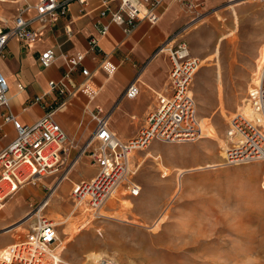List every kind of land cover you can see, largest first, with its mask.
<instances>
[{
    "label": "rangeland",
    "instance_id": "374dc122",
    "mask_svg": "<svg viewBox=\"0 0 264 264\" xmlns=\"http://www.w3.org/2000/svg\"><path fill=\"white\" fill-rule=\"evenodd\" d=\"M17 5L1 6L3 20L10 21ZM186 13L181 39L201 60L190 84L201 139L152 141L131 152L138 196L119 188L97 219L68 214L71 182L95 170L87 153L80 155L55 190L58 196L42 210L59 222V264H85L89 252L113 264H264V160L228 165L219 147L233 113L246 112L247 89L264 50V2L239 0L217 11ZM69 145L66 163L80 146ZM57 176L23 185L25 201L0 232L21 220L18 212L38 203ZM67 229L70 238L62 235ZM23 233L0 234V241L10 243Z\"/></svg>",
    "mask_w": 264,
    "mask_h": 264
},
{
    "label": "built area",
    "instance_id": "2783aa9c",
    "mask_svg": "<svg viewBox=\"0 0 264 264\" xmlns=\"http://www.w3.org/2000/svg\"><path fill=\"white\" fill-rule=\"evenodd\" d=\"M71 1L80 6V16L89 13L88 0H37L31 4L24 3L9 22L0 20V55L10 39L14 38L22 43L39 39L46 25L53 24L59 17L67 14ZM168 1L176 2L194 15H199L195 13L196 4L193 0ZM165 6V0H97L92 26L99 36L106 34L110 24L116 25L127 35L139 21L155 24ZM29 9H32V14L25 16ZM184 29L182 27L170 37L177 39L164 41L156 47L155 52L163 54L167 60L166 89L154 92L153 109L146 113L135 134L125 141L119 140L110 130L108 112L102 111L99 106H87L98 88L90 82V71L80 66L84 57L82 53L60 54L66 70L58 79L47 81L49 91L55 92L59 99L49 106L41 97L34 96L32 102H40L48 108L30 123H22L7 109L8 85L0 72V107L5 108L0 115L2 123H10L13 129V137L0 148V202L15 194L25 184L58 175L49 187V193L67 179L78 157L87 153L95 170L89 178L71 182L69 197L72 205L68 214H79L84 220L97 219L103 216L102 207L119 188L130 197H136L140 192L139 186L131 180L134 171L129 165L130 152L141 150L152 141L193 142L199 139L200 127L195 102L188 93L200 59L190 54L180 38ZM64 32L70 33V27L65 25ZM87 45L88 51L100 52L95 36L88 38ZM55 58L53 50L48 48L38 55L37 61L40 66L47 67ZM116 67L102 53L98 68L105 77L112 76ZM72 71H78L83 77L77 88L86 101L84 112L92 123V131L78 147L77 157L66 163L71 146L65 131L55 119V112L71 94L66 81ZM137 93L138 86L133 80L126 85L123 94L132 99ZM246 94L245 101L251 116L234 112L224 132V145L219 146L228 165L264 160V61L259 70L258 82L251 85ZM48 193L38 203L28 204L29 209L20 220L24 233L3 248L0 264L61 263L58 224L42 212L47 204ZM94 264H105V259L101 258Z\"/></svg>",
    "mask_w": 264,
    "mask_h": 264
},
{
    "label": "crops",
    "instance_id": "0c3cea01",
    "mask_svg": "<svg viewBox=\"0 0 264 264\" xmlns=\"http://www.w3.org/2000/svg\"><path fill=\"white\" fill-rule=\"evenodd\" d=\"M36 1L0 0V12L3 11L1 6L6 2L18 3L14 15L20 7L24 6V3L31 4ZM88 1L90 11L83 16L78 13L80 6L75 1H71L67 14L59 17L53 24L46 25L42 30V36L34 42L22 43L13 38L6 43L0 55V72L8 85L7 109L22 123H30L40 117L48 106H42L40 102H32L33 97H41L49 106L54 100L59 99L55 92L49 91L47 81L58 79L66 70L60 54L80 52L84 55L80 66L90 71V82L98 88L96 95L87 103V106L90 108L99 106L102 111L108 112L110 130L119 140L125 141L135 134L146 113L153 109L154 92L166 89L167 60L163 54L155 52V49L164 41L170 42L177 39L170 37L185 24L187 10L176 2L165 0L166 6L155 24L150 25L145 21H139L135 29L127 35H124L116 25L110 24L106 34L99 36L92 26L96 16L94 7L97 0ZM234 1L239 0H193L196 4V14L217 11ZM32 12V9H29L25 12V16L31 15ZM0 20H3L1 14ZM65 25L70 27V33L64 32ZM90 36H95L100 52L88 51L87 40ZM48 48L53 50L56 58L47 67H42L37 57ZM102 53H105L117 65L110 77H105L98 68ZM82 80L83 77L78 71H72L69 74L66 85L71 94L55 112V119L65 131L69 142L80 145L92 131V123L84 112L86 101L77 88ZM133 80L138 86V93L134 98L128 99L123 94L124 89ZM3 111L5 108L0 107V114ZM130 116L133 118L131 119ZM12 137L13 129L10 123H2L0 115V148ZM64 182L63 180L62 184ZM22 188L20 187L12 197H8V201L6 198L0 202L2 212L0 230L7 225V221L13 217L17 209H21L25 201L24 193H22L25 190L21 191ZM57 196L55 192L52 198ZM12 200L18 201L19 206L13 207ZM25 212L24 209L20 210L17 217H22ZM21 230L23 226L19 220L2 230L0 234L9 232L13 237V233ZM10 243L9 239L7 242L0 241V248Z\"/></svg>",
    "mask_w": 264,
    "mask_h": 264
},
{
    "label": "bare ground",
    "instance_id": "6f19581e",
    "mask_svg": "<svg viewBox=\"0 0 264 264\" xmlns=\"http://www.w3.org/2000/svg\"><path fill=\"white\" fill-rule=\"evenodd\" d=\"M263 61H264V50H263V52L261 53V56H260V60H259V65H258L257 73H256L254 79H253V80L251 81V83L249 84V87H250L251 85H255V84L258 82V78H259V70H260V67H261ZM200 62H201V60H200ZM188 94H189V95H192L190 91H189ZM245 102H246V101H245ZM246 104H247L246 112L243 111V109H241L240 111H237V112H240V113H242V114H244V115H246V116H251V111H250V108H249V106H248V103L246 102ZM199 127H200V136H199V139H201V120H200V117H199ZM197 140H198V139H197ZM132 152H133V151H132ZM130 153H131V152H130ZM130 153L128 154V157H129V158H130ZM76 164H77V163H75V165H76ZM62 183H63V181L58 185L57 188H61ZM57 188H56V189H57ZM56 189H51V190L49 191V193H48V197H47L48 199H46V200H47V204H48L49 201L51 200L52 195L55 194V192H56L55 190H56ZM55 221H56V220H55ZM56 222H57V224L59 225V222H58V221H56ZM72 225H73V224H72ZM70 229H71V228H70ZM62 235H64L65 238H67V237L70 238L69 230H68V229H67V230H64V231L62 232ZM60 244H61V247H62L63 242L60 241ZM2 250H3V248H0V253L2 252ZM102 257H103V255H102L101 253H98V252H89L88 254H86V261H85V264H94V262H96L97 260L101 259ZM60 261H63V259L61 258ZM105 264H113V263H112L111 260H109V259L106 258V260H105Z\"/></svg>",
    "mask_w": 264,
    "mask_h": 264
}]
</instances>
